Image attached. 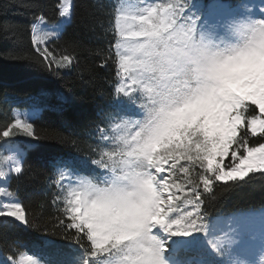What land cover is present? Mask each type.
<instances>
[{"label":"snow or ice","instance_id":"6c2138e0","mask_svg":"<svg viewBox=\"0 0 264 264\" xmlns=\"http://www.w3.org/2000/svg\"><path fill=\"white\" fill-rule=\"evenodd\" d=\"M253 3L264 13V0ZM188 7L187 0H171L149 4L135 14L126 6L113 9L116 76L131 80L130 84L120 80L116 92L124 97L139 94L143 103L136 130L122 134L128 121L114 124L117 143L92 160L104 170L102 178L76 175L65 186L63 180L71 174L63 168L54 182L64 192L62 197L56 195V201L64 203L62 214L70 221L65 229V221L60 220L58 230H65L79 245L77 264H165L160 233L189 236L206 229L198 223L204 200L192 175L196 166L201 171L195 176L205 192L213 180L245 181L253 173L264 175V142L252 146L249 140L257 135L264 139V18L232 22L233 44L240 46L221 57L197 60L184 49L190 34H207L198 30L195 21L186 22ZM59 11L68 15V0H63ZM31 39L38 62L71 66V56L57 60L47 47L41 49L49 39L47 33L34 31ZM107 62L106 57L99 66ZM226 64L236 65L235 71H226ZM225 75L238 79L240 88L221 91ZM14 125L32 135L31 124L16 119ZM9 127L3 137L10 136ZM103 132L101 138L108 139ZM180 179L184 183H178ZM173 187L181 193L187 187L184 201L193 206L192 211H179L174 204L179 197L170 191ZM0 218L3 228L13 221L36 227L18 202L0 205ZM73 229L74 236L67 231ZM220 244L209 240L213 251ZM26 259L41 264L34 256ZM230 264L249 262L236 256Z\"/></svg>","mask_w":264,"mask_h":264},{"label":"trees","instance_id":"16d2710c","mask_svg":"<svg viewBox=\"0 0 264 264\" xmlns=\"http://www.w3.org/2000/svg\"><path fill=\"white\" fill-rule=\"evenodd\" d=\"M125 0H72L71 16L59 35L44 47L56 58H73L68 70L38 62L32 43L33 25L38 19L55 23L59 19V0H0V137L11 125L13 110L32 98L43 105L32 121L31 147L20 162V171L8 179V189L26 210L28 219L36 227L16 221L0 227V263L14 264L18 257L34 256L41 264H77L81 250L65 230H58L60 220L69 221L62 214L64 203L56 201L64 192L54 183L58 180V166L82 175L102 178L104 170L92 163L99 153L109 151L117 143L112 126L128 121L124 133L134 132L143 98L139 94L119 95L116 87V60L113 36V9ZM133 14L149 4L162 5L171 0H129ZM213 0H187L186 22L201 19ZM233 6L242 0H224ZM259 12L256 20L262 19ZM111 52V57H109ZM108 62L100 67L104 58ZM42 59V58H41ZM109 114H112L111 116ZM8 129V128H7ZM101 130H104L101 138ZM252 146L264 142L259 135L249 137ZM95 150V151H94ZM190 166V165H186ZM191 167V166H190ZM195 171H201L198 166ZM192 173L200 186L204 203L200 205L198 223L206 226L214 218L264 207V175L250 174L245 181L217 182L205 192L203 183ZM183 177V173H177ZM95 182V180H94ZM184 183L183 179L177 180ZM170 191L179 197L174 204L182 213L193 206L184 201V193L174 187ZM191 198V197H190ZM11 220L10 218H8ZM3 218H0V223ZM75 235V230H67ZM202 232L189 236L160 233L163 244H169L170 254L179 255L186 264L194 257L209 264H228L227 247L210 254L207 249L193 247L191 242ZM87 242V241H86ZM90 244V242H87ZM195 251V253H193ZM198 252L201 254H198ZM264 264V253L255 261Z\"/></svg>","mask_w":264,"mask_h":264},{"label":"rangeland","instance_id":"374dc122","mask_svg":"<svg viewBox=\"0 0 264 264\" xmlns=\"http://www.w3.org/2000/svg\"><path fill=\"white\" fill-rule=\"evenodd\" d=\"M59 1L60 4L63 2V0ZM68 4L69 12L67 16L59 14V19L55 23H47L45 20L41 21L38 19L33 25V34L34 31L35 34L47 33L48 41L56 38L70 19L72 0H68ZM118 5L121 7L126 6L133 13V3L131 1L125 0ZM259 12V8L253 3V0H242L233 6L228 5L224 0H213L207 6L201 19H192L191 21L196 22L199 31L207 34L206 38L220 43H233L236 37L233 35L229 25L234 21L256 19ZM44 46L45 44H41V49ZM56 59L60 60L61 58ZM53 65L58 68L55 63ZM63 68L69 69V67ZM120 80H124L126 84L131 83V80H127L123 76L119 77ZM119 95H122V93ZM42 107L43 105L37 97L32 98L23 105L16 106L13 110L14 118L11 127L7 129L10 131V136L3 137L2 135L0 137V205L18 202L16 196L8 189L7 182L11 175L17 173L15 169H20V162L26 149L34 143L32 140L33 135H29L22 127L15 126L14 121L20 119L22 124H31L33 117L40 112ZM228 162L230 163L231 161L229 160ZM56 170L59 180L61 167L58 166ZM69 173L71 175H66L63 180L65 186H69V182L73 181L76 175H82L71 171ZM16 222L25 225L19 221ZM160 237L161 235L159 234ZM215 239L221 243L218 246V250L220 247H227L225 253L229 256L228 264L236 256L247 260L249 264H255V261L262 253V249H264V207L244 210L212 219L202 235L192 241L191 245L197 247L198 250L205 248L210 254H213L216 251L209 247V240L214 241ZM163 246L161 257L165 264H186L175 253L176 248L173 249L174 254H170L169 244H163ZM198 254H201V252H198ZM27 256L18 257L16 262L18 264H29L26 259ZM194 258L187 264H209L202 258Z\"/></svg>","mask_w":264,"mask_h":264},{"label":"clouds","instance_id":"9594fccd","mask_svg":"<svg viewBox=\"0 0 264 264\" xmlns=\"http://www.w3.org/2000/svg\"><path fill=\"white\" fill-rule=\"evenodd\" d=\"M242 42L246 43V38ZM240 45L233 43H220L210 40L206 37L191 36L184 51L189 58L204 59L211 57H221L234 51ZM226 71H235L236 65L226 64L223 66ZM240 81L227 75L224 76L221 83V91L235 90L240 88Z\"/></svg>","mask_w":264,"mask_h":264}]
</instances>
